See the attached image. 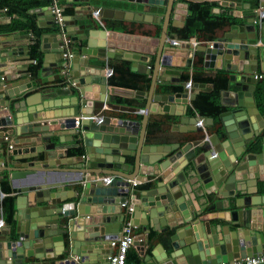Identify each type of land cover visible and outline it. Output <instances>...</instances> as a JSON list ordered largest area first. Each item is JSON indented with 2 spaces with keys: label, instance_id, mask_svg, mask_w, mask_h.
I'll use <instances>...</instances> for the list:
<instances>
[{
  "label": "water",
  "instance_id": "95a60500",
  "mask_svg": "<svg viewBox=\"0 0 264 264\" xmlns=\"http://www.w3.org/2000/svg\"><path fill=\"white\" fill-rule=\"evenodd\" d=\"M129 1L145 3L147 11L150 4L166 9L158 39L160 45L156 72L152 74L148 92L151 98L141 111L143 117L140 122L119 118L115 124H111L110 116L104 114V107L137 110L134 107L109 102L105 76L109 58L131 59L133 60L131 70L149 73L146 64L139 63L147 61V57L109 45L110 36L106 34L105 29L92 30L88 36H79L83 30L73 31L71 33L75 35L73 41H86L83 44L81 42L80 47L75 48L70 56H64L68 47L62 46L61 36L58 37L55 32L43 35L40 47L45 53L41 68L42 82H45L44 78L50 76L46 74V68L54 66L60 70L55 77L60 78L63 75L67 86L51 88L52 93L57 95L52 100H43L39 95V100L36 101L38 96L34 94L26 96L16 106L17 112L21 115L17 114L18 116L12 118L4 116L8 111L1 109L8 107L9 102L5 97L12 98L19 94V90L15 88H6V82L16 79L20 74L23 75L20 72L26 68L21 67V64L28 60L29 56L20 48L12 46V40L16 37L14 32L0 28V126H14L15 135L22 138L19 142L27 144L28 149L23 151L28 153L25 157L38 156L43 166L48 167L50 159H47L52 157V149L57 146L51 141V136L58 135L59 140L63 142L61 135L65 133L62 131L57 133V129H75V118L79 115L78 128L82 126V130L86 131L82 143L85 147L83 158L87 161L84 164L80 162L77 176L72 173L71 168L53 167L43 171L63 173L64 177L51 180L43 178L18 189L24 193L18 196L16 201L18 236H9L8 231L1 228L0 264H98L103 260L108 261V256L112 253L111 241L117 237L119 226L127 221L142 230L145 244H148L151 228L159 232L166 231L168 226L175 228L174 234L169 238L173 248L170 257L165 251L163 255L158 254L160 249H153L151 254L144 253L142 247L140 255L144 264H215L237 257L259 256L264 253V207H262L264 194L259 191L264 190V137L261 139L259 153H248L245 149L251 132L258 137L264 128V116L258 111L254 97L255 85L264 81V78L257 80L253 77V73L258 69L264 70V50L256 46L260 34L254 24L255 15L247 18L248 25L243 31L240 30L242 26L234 25L209 45L193 48L191 41H186L176 42L174 48H168L175 49L180 46L187 47L191 54L195 50L203 52L205 67L220 68V64L224 62L229 88L222 93L223 103L231 105L234 110L221 113L226 141L220 142L218 136L214 135L209 140L211 144L207 146V150L198 153V147L204 142L192 140L171 157H165L164 154L153 159L145 155L146 151L154 150L153 147L168 150L172 145L179 146V143L146 145L144 136L150 113L185 114L184 108L180 110V105L173 109L169 104L183 103L184 100L179 97L186 98V93L163 96L162 101L168 103L158 109L159 100L153 95V91L156 81L162 79L159 65L171 64L172 51H167L164 47V41L168 38L170 14L172 13L171 25L182 27L188 12V4L175 3L174 0ZM258 3L262 7L261 10H264V0H258ZM103 10L105 15L114 18L150 22L160 20L149 14L141 15L110 8ZM213 11L218 12V9L215 8ZM65 24L73 25L74 22H69L68 17L64 16ZM66 31L69 36L70 33L67 29ZM96 32L98 35L94 36L93 33ZM119 36L123 37V32L119 33ZM47 37L49 42L46 40ZM93 37H100L102 40L95 42L91 39ZM48 53L53 54L52 64L47 61ZM259 57L262 60H259ZM215 60L219 61V64L214 66L212 63ZM102 62H106V65L101 64ZM32 87L30 82L28 89ZM89 92H96L99 97L91 99L88 97ZM226 96L230 98L227 99ZM194 97L195 93L189 96L190 99ZM23 112H27V115H22ZM194 119L196 124L197 117ZM200 119L206 124L208 120H213L210 117ZM183 123L185 124V121ZM191 129L200 131L201 128L195 125ZM179 131L185 132L183 128ZM3 134L0 132L1 136ZM34 136H41L42 142L46 140L49 143L39 141L41 147H36L35 145L39 143L32 141L31 138ZM126 155L135 158L132 164L126 161ZM179 158H182L181 166L191 165L192 177L187 181L184 172L181 169L177 170ZM22 167L28 166H20L18 170L14 167L10 170L21 171ZM26 168V174L28 171H35ZM127 169L137 170L138 175H144L143 182L148 180V175L164 171L162 175L167 176V184L171 186L167 187L165 182L157 183L159 187H163L162 190H146L143 197H132L130 199L132 210L123 211L120 203L128 198L132 178L126 175ZM109 175H113L110 181L105 179V176ZM11 179L17 180L14 175H11ZM69 184L79 186L76 197L73 191L70 196L76 199V203H62L67 196L59 195V191H52ZM218 195L225 200L215 201L213 198ZM108 198H111L110 202ZM211 200L214 201L209 203ZM47 202L49 204L41 205ZM222 203L225 205L224 208ZM212 219L233 222L237 227L231 232L228 225L211 224ZM21 220L27 221L25 228ZM141 236L139 235V239ZM52 243L55 249L50 255L46 252V263L40 262L37 255L31 252L25 254V248L30 244L37 251L40 246L47 249ZM60 246L62 248L59 250L57 247ZM94 246H101L100 250H96ZM159 247L162 249L161 244ZM25 257H32L33 260L24 263Z\"/></svg>",
  "mask_w": 264,
  "mask_h": 264
},
{
  "label": "crops",
  "instance_id": "0c3cea01",
  "mask_svg": "<svg viewBox=\"0 0 264 264\" xmlns=\"http://www.w3.org/2000/svg\"><path fill=\"white\" fill-rule=\"evenodd\" d=\"M7 1L9 3H12L11 5L13 6L14 4H20V7L24 8L23 10L25 11L26 15H23V13L21 12V10L17 7H15L14 9L18 10L19 12V18L18 16H14V15H8L6 13L7 8H0V28L3 29L6 25H9L13 22V20H24L25 18H30L33 19L35 21V25L36 28L39 29L41 31V36H40V47L42 44V37L45 34H50L52 33V31H48L47 29L49 28H53V27H57V25H55L54 22V16L51 12V8L49 5V1L45 2L44 0H4ZM40 1V3H39ZM202 1H209V2H213L216 4V6L213 8H217L218 12L223 11L225 9H230L232 14L234 16H236L237 18H239L240 23L237 25L242 26L240 28L241 31H243L245 29V26L248 25L247 23V18L252 17L253 15H255V19H259L258 17V11L259 9H261L262 7L259 5L258 0H174V2H182V3H189V2H202ZM57 5L62 9V13L64 16L68 17V21L70 22H74L73 25H63L62 27V31L63 34L66 35V37H68L71 41L68 44V51L69 53H72L73 50H75V48H79L80 44L82 42L85 43V41H73V37H75V35H71V33L77 32V31H81L83 30V33L79 36L82 35H87L88 33L92 30H109L110 34L108 36L109 39L108 41L110 44L109 45H113L118 49H123V51L125 50H129L131 52H136L139 55H142L144 57H147V61H139V63H144L146 64V67L149 68V73L146 74L150 77H152L153 72H156V59L159 55V45L160 42L158 41L160 34H161V30L158 36L155 35H144L141 33V30H139L138 28H135L134 33H128V32H123L124 36L120 37L119 33H122V31L118 32L116 30H111L107 27L103 26V19H107V20H124L126 21V23H129V21H141L145 23L144 29H152L154 28V26L156 24L161 25V29H162V23L164 21V17L166 14V9L163 6H159L156 4H150L149 5V11L146 10V4L145 3H141V2H131L129 0H57ZM106 8H110V9H116V10H122V11H131L134 13H138L141 15H154L155 17L159 18V22H150V21H145V20H135V19H124V18H114V17H110L108 15H105L104 10ZM212 9V10H213ZM264 9V8H263ZM95 11L99 12L98 17L94 14ZM214 12V11H213ZM218 12H214V13H218ZM188 13V12H187ZM14 18H11L13 17ZM187 16V15H186ZM24 18V19H23ZM171 21H172V13L170 14V18H169V26H173L171 25ZM185 22V21H184ZM259 31L260 34V39H257V43L256 46L260 49L264 50V18L262 19V21H260L258 23V21H256V23H254ZM53 25V26H52ZM58 28V27H57ZM60 29V28H59ZM66 29L68 30V33H70V35L68 36L66 33ZM71 31H70V30ZM231 29V28H230ZM60 30H56L55 33L59 36V32ZM229 31V30H228ZM14 35L16 36L13 40H12V46H16L18 48H20V50L22 52H26V54L29 56L28 60H25L23 64H21V67L26 68L25 71H21L20 73H22L23 75H19L16 79L14 80H10L6 82V88L9 89H17L19 90V94L15 95L12 98L9 97H5L6 99H9L8 102V107H3L1 110L2 111H8L7 113H5L4 116L7 115H11L12 117H15L17 114L21 115L20 112H17L16 106H18V103L23 100L26 96L32 95L34 94L36 97L38 96V98H36V101L39 100V95L40 97L44 100V99H54L57 97V95L53 92L52 93V89L53 88H58V87H63V86H67V84L64 82V77L63 75H61L60 78H56L55 75L60 71L59 68H56L54 66H50L48 68H46V74L50 75L47 78H44L45 82H42V76H41V68H42V64H43V59H44V52H42V63H41V68L40 70L37 72V74H33L32 71L34 70V64H36V60L30 56V47L34 41V35L31 31L29 30H15L13 31ZM227 32V31H226ZM225 32V33H226ZM224 33V34H225ZM94 36H97L98 33H93ZM168 34V32H167ZM223 34V35H224ZM222 35V36H223ZM220 36V37H222ZM48 37L46 38V40L48 41ZM93 41H99L102 40L100 37H93L91 38ZM171 39L173 38H166V40L164 41V47L167 49V51H172L170 53L171 56V61H170V65L166 66V65H159L160 69L159 72L162 76V79H159L156 81L155 83V87H154V91H153V95L155 97L158 98V109L162 108L163 105H166V103H168V101H162L161 98H163V96H169V95H174L175 93H186L187 97L186 98H182L179 97V99L184 100L183 103H170L169 105H171V107L174 109L176 108L178 105H180L181 107V111L182 108H184L185 110V114L184 115H177V114H169V113H164V114H159V113H150L149 115H155V116H173V117H177V122H170V123H166L167 125L163 128L162 132H169V134L172 136V138L175 140L173 142H163V143H151V142H147L144 139V144L146 145H167V144H173V143H179V146H174L172 145L168 150H163V149H157L155 147L154 150H148L145 152V155L149 157H153V159H157L160 156L165 155V157H171L172 155H175V153H177L179 151V149L182 148V146H184L187 142L192 141V140H203L204 136L207 134L209 135V137H213L214 135L218 136V139L220 142L226 141L227 140V136L224 133L225 132V128H224V121L220 115L218 120H213L207 122V124H204L203 129H200V131H196L195 129H191L194 128L195 125L198 127L197 123L195 124V117H197L198 115H193L191 113L192 110V105H191V101L193 99H190L189 96L193 93L196 94L201 90V89H211V84H205V83H194L192 82L191 78L192 77H188L187 79H189L187 82H191L193 85V89H191V91L189 92V90L187 89V87L185 86L186 82L182 81V76L183 74L187 73L191 75L192 73V65L194 63V59H195V51H193V54H191V50H188L187 47H176L174 48V45L171 44ZM193 39V41H192ZM218 39V38H217ZM51 40V38H50ZM177 42H190L193 45V42H198L197 46L200 45H208L210 43H212L214 40H210V41H205V42H201L198 41L195 37H191L188 40H180V39H175ZM49 42V41H48ZM169 47H172L171 49H168ZM195 47V48H196ZM177 50L175 53L174 51ZM153 51H155V53H153ZM47 56L49 57L47 61H50L49 63H53L54 61V57L52 53H48ZM23 57V56H21ZM188 59V61H186ZM122 60H129L131 63L133 62V60L131 59H127V58H109L107 60V67L105 68V76H106V91L109 93V102L112 104H117V105H123V104H119L118 102H116V99L119 98H131V99H136V100H145V105L146 102L149 98H151V95H149V89H150V85H149V89L148 90H144L142 88H130V87H124V86H117L115 84H113L111 82V80L109 79L110 76H108L106 74L107 70L106 69H111V64L117 63L119 61ZM182 60V61H181ZM259 60H262L261 57H259ZM183 61H186L187 63H184ZM260 62V61H259ZM101 64H105V63H101ZM203 64V63H202ZM218 65L219 61L215 60L212 65ZM214 65V66H215ZM220 68L215 67H205L203 65V68L206 69L207 72H211L210 69H216L217 70H224L225 72H227V70L225 69V63H221L220 64ZM48 69H49V73H48ZM112 70V69H111ZM213 71V70H212ZM261 69H258L257 72H261ZM113 72V71H112ZM228 74V73H227ZM30 82L32 83L33 87L31 89H28ZM228 82L227 81V88L228 89ZM264 82V81H263ZM94 85H98L96 83H93ZM92 84V85H93ZM151 84V82H150ZM177 84H183L185 91L184 92H174L172 90V86L177 85ZM257 85V84H256ZM255 85V87H256ZM165 87V89H163ZM52 88V89H51ZM48 89V90H47ZM222 90L221 94H220V100L221 103L225 106H227V110H234V107H232L231 105L225 104L223 103V95L222 93L225 91ZM49 91V92H46ZM141 91V92H140ZM44 92V93H42ZM88 97L91 99H97L99 97V94L96 92H89L88 93ZM195 98V97H194ZM225 98H230V96H226ZM256 103V102H255ZM183 105V107L181 106ZM127 107H134V106H130V105H124ZM38 107H41V105H38ZM145 107V106H144ZM143 107V108H144ZM257 107V105H256ZM34 109V107H32ZM137 110L136 111H131V110H120V109H112V108H108V107H104V114L110 116L111 118V124H115L117 122V119L122 118V119H127V120H132V121H136V122H140V118H138V115H142L141 113L143 108H137L134 107ZM258 108V107H257ZM0 110V112H1ZM183 110V111H184ZM260 114L262 116H264V114L259 110ZM48 112V111H47ZM45 112V113H47ZM44 112H41V114ZM17 115V116H18ZM22 115H27V112H23ZM1 117V116H0ZM78 118L79 115L77 116ZM149 117V116H148ZM183 118V119H182ZM209 118V117H208ZM182 119V121H181ZM140 120V121H139ZM185 121V124L183 123ZM147 126V125H146ZM184 129L185 132H180V129ZM59 131H62V133H65L64 135H61L63 142H61L59 140L58 135H53L51 136V141L56 143L57 146L52 149V157L50 156V158H48L47 160H49L48 162V167H44L43 166V162L41 160L40 157H25L28 156V153H23V151L26 149H28V147L26 146L27 144L25 142H19V140H21V136H17L15 135V130H14V126H7V125H3L0 126V132L4 133L2 136L0 135V173L2 172H6L9 175V179H10V185L11 187L14 189V194L16 195V201H17V197L23 195V192H19L18 189L19 188H24L27 185H31V182L34 181H41L43 178H46L47 180H51V179H59L60 177H64L63 173H59V172H49V171H43V170H48L51 168H57V167H67L68 169H70L71 171H73L72 173L77 176V171H78V166L82 164H84L85 162H87L84 158H83V154L85 152V147L83 146V136L84 133L86 131L82 130V126L81 128H77V129H63L61 128L60 130L57 129V133H59ZM75 131V132H74ZM211 131V132H209ZM263 132L260 133L261 137H264V128L262 130ZM83 133V134H82ZM251 137L249 138V141L245 144V149L247 150L248 153H252L253 151L250 150L251 146H254V142L257 139V137L253 134V131L251 132ZM259 135V136H260ZM170 136V137H171ZM258 136V137H259ZM145 138V136H144ZM32 141H36L39 143L38 145H35L36 147H41V143L39 141H41V136H34L31 138ZM42 142V141H41ZM253 142V143H252ZM42 143H49L46 140H44ZM37 144V143H36ZM211 144L210 141L208 142H204L202 146L198 147L197 152L201 153L207 150V146ZM251 144V145H250ZM227 145V144H226ZM150 146V147H151ZM151 149V148H150ZM261 150H258L254 153H259ZM14 152V153H13ZM247 153V154H248ZM120 156V155H118ZM195 156V155H194ZM163 157V158H165ZM181 159L179 158L177 160V165L179 168L177 170H182V172H184L185 176H186V181L192 177V175L190 174V170H191V165H185L182 164L181 166ZM46 160V161H47ZM135 158L131 155H126V161L130 164H132L134 162ZM167 161V160H166ZM63 162V163H61ZM81 162V163H80ZM121 164V163H119ZM27 165L28 167H22L21 171H11L10 169H13L14 167H17L16 169L18 170L20 166H24ZM25 168L26 169H35V171H28V173H25ZM15 169V170H16ZM83 170V168H82ZM127 172L124 173L129 177H132L131 180L136 182L137 185L135 186H131L129 188V195H128V200L130 201V199L133 198H141L143 197V194L146 190H162L163 187H159L157 185V183H164L167 185H169V187L171 186L169 183L167 184V176H163L162 172L164 171H160L159 174H152V175H148V180L146 182H143V176L142 175H138V171H134L127 169L125 170ZM72 173H65V175H69ZM82 173V172H81ZM26 174V175H25ZM80 174V173H79ZM83 174V173H82ZM173 174V173H172ZM11 175H14V178L17 179L15 181H13L11 179ZM113 176V175H112ZM195 179V178H192ZM168 187V186H167ZM79 188V186L77 184H69V185H63L61 187H59L58 189L52 190V191H59L58 194L59 195H63L67 196L65 198V200H63L62 203H71L74 202L76 203V199H74V197H76V192L77 189ZM72 191H73V198H70V196L72 195ZM261 194H264V190H259ZM1 194H3L2 197L6 196L5 193L0 192ZM220 195V194H219ZM218 195V197L215 196V198H213L215 201L222 199V201H224V198H221ZM0 197V199L2 198ZM111 198H108V201L110 202ZM214 200H211L212 203ZM45 204H49V202L47 203H42L41 205H45ZM16 205V203H15ZM60 204H58V206H60ZM209 205V204H208ZM224 208V203H222ZM113 207H116L115 205H113ZM262 207H264V204H262ZM127 208L122 207V210H126ZM16 209H15V213L13 215V218L15 220L14 226H10L7 221L5 220V218H3V216H1V209H0V219L3 220V227H0V231L1 228L8 231V235L9 236H18V232L16 231V227H17V219H16ZM110 215H114L112 213H110ZM115 216V215H114ZM211 224H221L223 226H229V229L231 230V232H233V230L237 227V225L233 224V222H229V221H222L220 219H212L210 221ZM21 224L23 225V227L25 228L27 225V221L26 220H21ZM123 226V225H122ZM122 226H119V228L117 229L116 235L117 237H120L122 234ZM245 229V227H244ZM160 230V229H159ZM175 232V228H170L169 226L167 227L166 231L164 232H159V231H155V229L151 228L149 235H148V244H145L144 242V236H143V232L139 227H134L133 226V233L135 234V241L134 244L131 245L128 248L127 251V257H126V263L125 264H144V260L142 259V256L140 255V252L142 250V247H144V253L147 254H151L152 250H158L160 249V252H157L158 254L162 255L164 254L163 252L165 251L166 254L170 257V255L173 253V248L171 246V241H170V236L172 234H174ZM139 235L142 237L139 239ZM116 237V238H117ZM64 239L66 240V235H64ZM161 244L162 249L159 247ZM95 247V246H94ZM99 247L101 246H96L95 249L96 250H100ZM59 250L62 248L57 247ZM54 246L53 243L49 244V247L46 249V247L44 246H40V248L36 251V249L30 244L29 246H27L25 248V254H28L31 252V254L33 255H37L38 260L40 262H44L46 263L45 260V254L46 252H48L47 255H50L54 252ZM112 252L115 250V247L111 246ZM109 249V251L111 250ZM96 256V254L94 255ZM95 258V257H94ZM33 260L32 257H25L24 258V263ZM107 260H103V262H98V264H106Z\"/></svg>",
  "mask_w": 264,
  "mask_h": 264
},
{
  "label": "trees",
  "instance_id": "16d2710c",
  "mask_svg": "<svg viewBox=\"0 0 264 264\" xmlns=\"http://www.w3.org/2000/svg\"><path fill=\"white\" fill-rule=\"evenodd\" d=\"M24 1V0H21ZM48 2L49 0H44ZM25 2V1H24ZM40 3V1H39ZM9 3L4 0H0V8H7L6 13L8 15L20 16L19 11L14 9L19 8L23 13L20 4ZM215 3L209 1L202 2H189L188 13L182 27L169 26L167 36L173 39L188 40L191 37H195L198 41H210L219 38L226 31L232 28L234 25L240 23L239 18L234 16L229 9H225L218 13L213 12ZM25 14V11L23 13ZM11 17V18H14ZM22 19V17H19ZM13 20L9 25H6L2 30L13 32L15 30H29L34 35V41L30 47V56L36 60L34 64L33 74H37L40 70L42 63V52L40 50V36L41 31L36 28L35 21L30 18H23L24 20ZM103 26L111 30L134 33L135 28L141 30L144 35L158 36L161 30V25L156 24L152 29H144L145 23L141 21H129L126 23L124 20H107L103 19ZM60 30L57 27L49 28L48 31L55 32ZM195 59L192 65L191 75L187 73L183 74L182 81L187 82L188 77H192L191 80L194 83L211 84V89H201L191 101L193 115L208 118L212 117L215 121L219 119L221 113L227 110V106L223 105L220 100L221 91L227 88L228 74L224 70L210 69L211 72H207L203 68V52L195 51ZM113 71L109 77L111 82L117 86H124L130 88H142L144 90L149 89L150 77L144 73L131 70V62L129 60H122L117 63L111 64ZM213 70V71H212ZM174 92H184L185 88L183 84H177L171 87ZM165 89V87L163 88ZM255 102L259 110L264 114V82L257 83L254 91ZM116 102L123 105H130L137 108H143L145 106V100H136L131 98H117ZM140 120L142 115H138ZM139 120V121H140ZM177 122V117L173 116H155L149 115L145 140L151 143H163L175 141L169 132H162L166 123ZM211 132V131H209ZM171 136V137H170ZM261 135L257 137L254 146H251L250 150L256 152L260 150ZM0 192L6 194V196L0 199L1 216L5 218L10 226H14L15 220L13 215L16 209V195L14 189L10 185L9 175L6 172L0 173ZM127 257V255H126ZM126 263V261H125Z\"/></svg>",
  "mask_w": 264,
  "mask_h": 264
},
{
  "label": "built area",
  "instance_id": "2783aa9c",
  "mask_svg": "<svg viewBox=\"0 0 264 264\" xmlns=\"http://www.w3.org/2000/svg\"><path fill=\"white\" fill-rule=\"evenodd\" d=\"M57 0H49V5L51 8V12L54 16V24L57 25L58 28H60V33L59 36H61L62 40H63V47L67 48L68 44L70 43V39L68 37H66V35L63 34L62 31V27L64 25V15L62 13V9L57 5ZM94 14L98 17L99 12L95 11ZM258 17L259 19H255L254 18V23H256V21H258V23L260 21H262V19L264 18V10L259 9L258 11ZM106 34L109 35L110 31L106 30ZM177 41L175 39H171V44L175 45ZM198 44V42H193V48L196 47V45ZM211 44V43H210ZM209 45V44H208ZM153 53H155V51H153ZM64 56H70V53L67 50H65L64 52ZM107 72L106 74L108 76L112 75V70L111 69H106ZM64 73V71H63ZM253 77L255 79H261L264 78V70L261 72H255L253 73ZM185 86L187 87V89L189 90V92L191 91V89H193V85L191 82H186ZM9 118H12L11 115H8ZM78 117L75 118V129H77L80 126V122H79ZM204 122L200 119L199 116H197V125L203 129L204 127ZM210 139L209 135H205L203 138L204 142H208ZM106 177V178H105ZM104 178L107 179L108 181H110L113 176L109 175V176H105ZM137 185L136 182L131 180V186H135ZM3 194L0 193V197H2ZM121 207H126L127 210L131 211L132 207L130 206V201L127 199L124 202L120 203ZM3 220L0 219V227H3ZM135 241V234L133 233V226L129 223V221H127L123 226H122V234L120 237H117L115 239H113L111 241V246L115 247V250L108 256V261L107 264H125L126 261V255H127V251L128 248L134 244ZM264 262V253H262L259 256H246V257H237V258H233L232 260H227V261H223V262H219V263H215V264H260Z\"/></svg>",
  "mask_w": 264,
  "mask_h": 264
},
{
  "label": "bare ground",
  "instance_id": "6f19581e",
  "mask_svg": "<svg viewBox=\"0 0 264 264\" xmlns=\"http://www.w3.org/2000/svg\"><path fill=\"white\" fill-rule=\"evenodd\" d=\"M182 61V60H181ZM186 61H188V59L186 60ZM186 61H183L184 63H187Z\"/></svg>",
  "mask_w": 264,
  "mask_h": 264
},
{
  "label": "clouds",
  "instance_id": "9594fccd",
  "mask_svg": "<svg viewBox=\"0 0 264 264\" xmlns=\"http://www.w3.org/2000/svg\"><path fill=\"white\" fill-rule=\"evenodd\" d=\"M200 117V116H199ZM201 118V117H200ZM206 124V123H205ZM210 140V139H209ZM201 141H203V140H201ZM204 142V141H203Z\"/></svg>",
  "mask_w": 264,
  "mask_h": 264
}]
</instances>
